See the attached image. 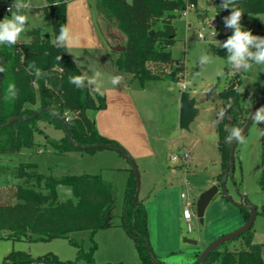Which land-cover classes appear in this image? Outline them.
Listing matches in <instances>:
<instances>
[{"label":"rangeland","instance_id":"rangeland-1","mask_svg":"<svg viewBox=\"0 0 264 264\" xmlns=\"http://www.w3.org/2000/svg\"><path fill=\"white\" fill-rule=\"evenodd\" d=\"M23 2L26 7L21 12L26 16V22L19 39L28 42L26 34L32 29L51 37L50 15L35 17L31 13L32 8L45 6V1ZM11 3L12 0H0L1 17L6 14L4 8L10 7ZM215 3L220 10L225 9L222 0H192L193 10L189 9L185 16L182 12L177 13L172 20L176 42L171 48V56L175 62L183 63L185 69L180 85L164 80L146 82L141 86L138 80L116 68L119 53L104 47L105 39L110 38L109 31L115 29V25L99 11L98 0L65 1V25L80 40L79 45L73 48L83 49L72 51L78 69L86 80L100 73L96 83L89 85L104 98L105 108L90 113V116L99 135L115 141L137 168L138 198L144 201L147 213L149 245L162 264H192L196 260L194 254H200V250L207 246L206 242L210 244L241 227L234 229L237 221L243 218L240 206L245 202L255 209L252 233L254 242L262 244L264 263V191L258 186L260 134L264 130V122L253 120L247 133L241 136L235 149L232 172L223 182L226 195L217 181L221 170L215 127L222 119L219 115L223 110L219 92L229 81L230 66L226 57L213 53L211 46L218 45L208 32L204 34L205 40L196 37V30L212 19L217 23V37H221V33L231 34V29L224 27L216 16ZM248 21L247 30L251 33L264 29V15H250ZM117 33L125 42V37ZM202 51L211 57L206 65L198 64ZM258 72H264V69L254 66L241 77L239 90L242 102L250 111L264 87V73ZM114 77H119L115 85L111 83ZM181 91L195 100L198 109L188 131L178 128ZM40 127L42 134L34 135L36 145L32 149L0 154V167L4 171L0 174V204L13 203V187L19 181L10 174L11 169L29 163L37 173L56 179L66 175L100 176L113 189L114 218L110 227L98 230L92 237L88 231L72 233L73 243L67 239L0 240V264L10 252H23L32 258L53 254L71 264H88L77 258V252L81 249L87 253L92 246H95L94 264H139L134 241L122 228L120 218L125 184L131 170L129 161L111 149L56 153L48 143L62 138L63 131L43 124ZM183 152L189 154L186 163L180 159L176 162L170 160L171 156L180 157ZM211 182L219 186L218 193L206 207L202 223L195 214L192 216L188 231L187 223L182 219L180 194L195 204L199 195L213 186L208 187ZM56 194L60 201L72 198L70 188L63 185L56 187ZM184 239L196 241L197 245L184 243ZM224 247L230 251L239 250L244 244L242 239H233L224 243Z\"/></svg>","mask_w":264,"mask_h":264},{"label":"trees","instance_id":"trees-1","mask_svg":"<svg viewBox=\"0 0 264 264\" xmlns=\"http://www.w3.org/2000/svg\"><path fill=\"white\" fill-rule=\"evenodd\" d=\"M45 1L46 7L34 8L32 12L49 11L52 38L32 29L26 34L28 42L0 45V66L3 69L0 82V154L32 149L36 145L34 135L42 134L41 124L63 131L62 138L48 143L59 154L95 152L103 150L101 146L105 145L119 146L115 141L99 135L90 116V113L105 108L104 98L90 85L77 88L69 83L70 77L83 74L67 54L66 47L54 44L58 29L65 25L66 0ZM189 4L192 0H130L129 3L126 0H99V11L114 22L117 32L125 37L124 51L119 53L116 68L138 80L141 86L146 82L164 80L180 84L185 69L183 63L175 62L171 56V48L176 42L172 20ZM215 7L221 22L231 8H238L242 13L239 23L245 30L250 15H264V0H229V9L220 10L217 3ZM9 15L7 12L4 17ZM251 34L264 36V29ZM211 49L214 54L226 57V50L218 46H211ZM29 65L40 69L39 77ZM245 73L231 74L226 87L219 92L223 107V117L215 129L221 170L217 176L219 183L230 176L233 167L228 162L235 139L226 142L225 137L233 127L242 130L251 112L242 102L239 90ZM33 81L37 86L33 85ZM9 83H14L17 89L14 100L5 98ZM10 118L19 120L9 123ZM3 172L0 167V174ZM10 174L19 182L13 187V203L0 204V240L67 239L72 242L70 235L74 232L88 231L92 237L98 230L110 227L114 218V194L111 185L100 176L66 175L56 179L37 173L29 163L19 164L11 169ZM58 185L70 188L72 198L60 201L56 194ZM258 186L264 191V130L260 134ZM135 187L130 170L124 189L121 226L134 241L139 264H154L153 258L162 264L149 245L144 201L138 198L134 203ZM240 212L245 223L249 218L247 202L240 206ZM235 239H242L243 249L230 251L222 244L201 264H264L262 244L253 242L252 226ZM94 251L95 246L87 253L78 249L77 258L94 264ZM198 255H195L196 260L192 264L196 263ZM1 264L71 263L61 261L53 254L32 258L23 252H10Z\"/></svg>","mask_w":264,"mask_h":264},{"label":"clouds","instance_id":"clouds-1","mask_svg":"<svg viewBox=\"0 0 264 264\" xmlns=\"http://www.w3.org/2000/svg\"><path fill=\"white\" fill-rule=\"evenodd\" d=\"M229 0H222V7L227 8ZM26 7L23 0H12L11 6L7 9L9 16L0 19V45L16 44L20 34L24 30L26 16L21 12V9ZM15 8V11L12 9ZM228 16L222 18L224 27L231 28L232 32L222 43L216 41L219 48L226 50V63L230 66L229 74H238L248 72L254 66L258 69H264V36L251 34L250 30H245L239 23L241 11L238 8H231ZM214 18V17H213ZM215 32V31H214ZM216 33V32H215ZM80 43L79 37L73 35L72 31L66 25H61L58 29V35H55L54 44L56 47H75ZM210 54L202 51L198 58L199 65H206L210 62ZM30 69L34 70L36 77L40 76V69L34 68V65H29ZM3 69L0 68V72ZM264 73V72H258ZM100 73H95L91 79H85L84 75L73 76L69 78V83L77 88L86 87L89 84L96 83V78ZM119 77H114L111 83H118ZM33 85L37 86L35 81ZM17 95V89L14 83H9L7 87L6 99L14 100ZM220 117H223V110L220 112ZM250 118L255 122H264V105L260 106L254 113H250ZM233 139H241V129L233 127L229 134L225 137L226 142H231Z\"/></svg>","mask_w":264,"mask_h":264},{"label":"water","instance_id":"water-1","mask_svg":"<svg viewBox=\"0 0 264 264\" xmlns=\"http://www.w3.org/2000/svg\"><path fill=\"white\" fill-rule=\"evenodd\" d=\"M112 51L117 52V53H121L124 51V47H120V46H116L114 48H112ZM0 68H2V66H0ZM0 82H1V72H0ZM264 101V87L262 89V92L254 106V108L252 109L251 113H254L262 104ZM198 113V109H196L195 107V100L193 98H190L188 93H186L185 91H181L179 93V97H178V128L180 130L183 131H188L189 130V125L192 123V121L194 120V118L196 117ZM19 120L18 118H10L8 120L9 123L14 122ZM252 119L250 118V115L248 117L247 122L245 123L244 127L241 130V136L246 134L248 131L249 126L252 123ZM237 141L235 139V141L233 142L231 149H230V155H229V166H231L233 164L234 161V154H235V146L237 144ZM104 149H115L119 152H121L124 157L129 161L130 166H131V171L133 173L135 182H136V187H135V195H134V203L137 201L138 199V194H139V190H140V186H139V176H138V171L137 168L135 166V164L131 161L130 157L128 156V154L126 153V151H124L121 147L119 146H113V145H105V146H101ZM221 188L223 189V193L226 195L225 193V189L223 187V182L220 183ZM218 189L219 186L217 185H213L210 188H208L206 191H204L203 193H201L199 195V197L197 198L196 202H195V209H194V213L196 218L199 220L200 223H202L203 221V215H204V211L206 209V207L208 206V204L210 203V201L213 199V197L218 193ZM248 208H249V218L248 220L237 230L233 231L232 233H229L227 235L221 236L220 238L214 240L212 243L208 244L202 251L201 253L198 255L197 261L195 264H201L204 259L216 248H218L220 245L231 241L237 237H239L241 234L245 233L247 230H249L251 228V226L253 225L254 222V218H255V209L249 204L247 203ZM184 243H188L191 245H196V241L190 240V239H184L183 240ZM154 264H158L156 259H152Z\"/></svg>","mask_w":264,"mask_h":264},{"label":"built area","instance_id":"built-area-1","mask_svg":"<svg viewBox=\"0 0 264 264\" xmlns=\"http://www.w3.org/2000/svg\"><path fill=\"white\" fill-rule=\"evenodd\" d=\"M9 7H5L4 8V11L7 13V9ZM194 6L192 4H189L186 9L184 11H182V15L185 16L187 11L189 9H192L193 10ZM0 18H4V16L1 17L0 15ZM216 33H215V32ZM208 32L207 34L215 39V41H219V42H223L229 35L231 34H228V33H221L222 36L221 37H217V23H216V20L215 19H212L211 21H208L206 22L205 24L202 25V27H200L199 29L196 30V37L198 40H205V33ZM226 32V31H224ZM24 43L22 40H20L18 38L16 44H22ZM188 157H189V154L188 152H183L180 157L174 155V156H171L170 157V160L172 162H176L178 161L179 159L181 160V162L184 164L188 161ZM180 198L181 200L183 201V208H182V219L187 223V227H188V231L190 229V222H191V219H192V216L195 214L194 211H192L194 207V203L189 200L188 197H186L184 194H180Z\"/></svg>","mask_w":264,"mask_h":264},{"label":"crops","instance_id":"crops-1","mask_svg":"<svg viewBox=\"0 0 264 264\" xmlns=\"http://www.w3.org/2000/svg\"><path fill=\"white\" fill-rule=\"evenodd\" d=\"M45 1V0H44ZM98 2H99V0H98ZM46 5H47V3H46V1H45V6H43V7H46ZM38 8H42V7H38ZM32 9H34V8H32ZM35 17H39V16H41V15H50V13H49V11H46V12H38V13H33V12H31ZM50 17H51V15H50ZM52 20V19H51ZM115 28V27H114ZM116 30V28L115 29H113L112 28V30L111 31H109L110 33L108 34V36L110 37V38H108V39H105V42H104V47H106L107 49L106 50H111L112 51V48H114V47H116V46H120V47H123V39H122V37L117 33V30ZM81 45H83V44H81ZM85 46V45H84ZM84 46H81V47H84ZM79 50H76V49H74L73 47H71V48H68V47H66V51H67V54L69 55V57L74 61V63L76 64V66L78 67V65H77V62H76V58L72 55V51H81V50H83V49H81V48H78ZM180 85V84H179ZM171 89V88H170ZM216 128V127H215ZM213 184H215V183H213V182H211V184H209V186L208 187H210L211 185H213ZM214 198V197H213ZM244 224V220H243V218L241 219H239L238 221H237V223H236V226L234 227V229L235 228H238V227H240V226H242ZM254 235V234H253ZM253 238H254V236H253ZM253 242H254V239H253ZM208 243L209 242H206L205 243V246L206 245H208ZM255 243V242H254ZM196 245H197V242H196ZM204 246V247H205ZM204 249V248H203ZM197 251V250H196ZM199 251V250H198ZM200 251H202V249L200 250ZM197 254V253H196ZM196 254H194V255H196Z\"/></svg>","mask_w":264,"mask_h":264}]
</instances>
